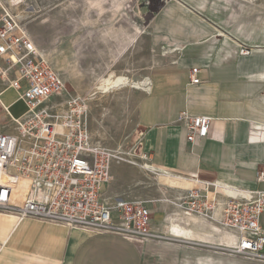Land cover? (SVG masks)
Returning a JSON list of instances; mask_svg holds the SVG:
<instances>
[{"label":"crops","instance_id":"crops-1","mask_svg":"<svg viewBox=\"0 0 264 264\" xmlns=\"http://www.w3.org/2000/svg\"><path fill=\"white\" fill-rule=\"evenodd\" d=\"M226 34L217 29L218 36ZM218 51L193 34L172 43L151 69L137 121L148 163L156 171L191 179L192 184L175 195L200 185L220 203L213 217L221 218L227 195L238 197L241 189L264 190V181L257 180L264 165V74L259 63ZM193 68H200L198 84L191 82ZM184 111L213 118L206 137L188 140V129L179 121ZM112 174V182L103 186L107 201L143 202L152 213V232L182 244L223 247L170 236L166 228L170 215L186 227L196 225L199 215L207 228L214 219L189 213L162 195L138 196L137 184L125 179L118 164H113ZM163 245L157 237H129L32 217L17 220L0 211V264H151L167 257L155 251Z\"/></svg>","mask_w":264,"mask_h":264},{"label":"rangeland","instance_id":"rangeland-1","mask_svg":"<svg viewBox=\"0 0 264 264\" xmlns=\"http://www.w3.org/2000/svg\"><path fill=\"white\" fill-rule=\"evenodd\" d=\"M26 8L20 14L24 24L64 77L60 96L88 101L95 139L117 155L114 163L125 179L137 184V195H162L184 209L175 192L192 183L156 171L141 147L143 129L137 121V107L147 88L144 81L160 54L191 34L227 55L259 63L264 74V0H29ZM217 29L227 36H218ZM21 84L24 91L25 81ZM4 86L0 80V89ZM3 98L10 102L15 117L26 111L13 92ZM6 121L0 107V124ZM209 217L223 227L219 215ZM260 224L264 228V214ZM157 234L164 245L155 251L167 257L151 264H264L224 246L182 244Z\"/></svg>","mask_w":264,"mask_h":264},{"label":"built area","instance_id":"built-area-1","mask_svg":"<svg viewBox=\"0 0 264 264\" xmlns=\"http://www.w3.org/2000/svg\"><path fill=\"white\" fill-rule=\"evenodd\" d=\"M28 5L29 0H0V80L19 94L15 101L26 106V111L15 117L10 104H2L8 121L0 124V211L17 220L32 217L129 237H155L149 227L152 213L143 202L107 201L103 186L113 180L117 155L95 139L88 101L60 96L64 77L20 16ZM199 72L200 68L191 70L192 83L201 82ZM22 81L27 86L24 91ZM212 120L188 111L179 118L191 142L208 135ZM257 180L264 181V165ZM185 191L178 200L189 212L212 216L220 206L200 185ZM249 192L248 196H227L219 222L237 235L229 251L264 260V228L260 224L264 190ZM114 213L118 217L114 218Z\"/></svg>","mask_w":264,"mask_h":264},{"label":"bare ground","instance_id":"bare-ground-1","mask_svg":"<svg viewBox=\"0 0 264 264\" xmlns=\"http://www.w3.org/2000/svg\"><path fill=\"white\" fill-rule=\"evenodd\" d=\"M25 9L27 10V8H25ZM20 13H22V12H20ZM222 34H224V33H222ZM148 83H149V78H147L144 81V86L148 87ZM8 91H12L15 94V99L19 95L10 86H5L2 89H0V107L1 108H2V104L4 106H8L10 104V103L7 104L6 101L3 98L4 94L7 93ZM241 191H243L242 196H244V194H246V196H248L249 193H250L249 190L241 189ZM231 197H233V196H231ZM235 198H237V196ZM178 203L180 204V202H178ZM185 210L188 211L187 209H185ZM189 213H192V212H189ZM193 214H195V213H193ZM182 216H183V218H185L187 220V222H190V219H189L188 216H186L184 214ZM194 223L196 225L186 227L187 225L184 226L181 223V221H180V219L178 217L170 215L168 217V222H167L166 228L169 231L170 236H173V237H176V238H185L186 240L188 238L189 239L194 238V239L199 240L201 242L204 241V242H209V243H212V244H217V245H220V246H224L225 248H228V249L235 246V244L237 242V235H236V233L233 230H231L229 228H226L224 226L220 227L215 222L209 223L210 224L209 228H207L206 227L207 223H206L205 219H203V217L200 216V215H199V217L194 218ZM155 234H156L155 236L158 235L157 233H155Z\"/></svg>","mask_w":264,"mask_h":264}]
</instances>
